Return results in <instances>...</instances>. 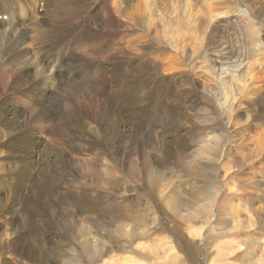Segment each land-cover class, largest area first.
<instances>
[{
  "label": "rangeland",
  "instance_id": "obj_1",
  "mask_svg": "<svg viewBox=\"0 0 264 264\" xmlns=\"http://www.w3.org/2000/svg\"><path fill=\"white\" fill-rule=\"evenodd\" d=\"M2 1L8 6L0 8L4 22L10 13L18 12L20 4L45 22L62 21L57 27L61 36L69 40L75 54L82 53V62L92 68L90 81L98 84L92 92L82 90L84 98L93 93L102 97L105 88L114 90L108 78L94 75L103 74L95 70L98 65L112 66L110 70L119 74L132 95L139 88L140 108L126 106L121 119L128 129L139 131L129 140L143 150L135 163L131 161L139 176L129 181L126 167L119 169L109 190L91 178L89 169L104 151L91 147L85 153L36 157L2 149V143L22 130L40 149L62 151L60 143L58 149L51 143L59 141L69 123L61 126L50 118L41 125L46 129L41 128L32 113L31 91L13 77L16 69L0 65V264H89L79 256L80 242L100 245L107 241L108 230L115 232V221L131 224L126 216H142L143 209L148 223L154 218L160 222L152 238L165 245L164 264H174L172 259L179 264H243L236 258L244 250L249 264H264V126L247 123V110L252 107L247 101L254 104L264 90V0H35L38 5L34 0ZM64 12L68 19L63 23L59 16ZM63 101L72 111L68 120L85 121L91 137H102L103 128L93 122V115H84L89 106L75 102L66 92ZM5 107L14 108L17 117L3 114ZM211 135L217 138L211 137L213 151L201 156L200 147ZM147 140L154 143L155 151ZM245 154L250 157L247 165ZM68 158V164L84 166L70 168L74 177L65 169ZM144 167L151 177L154 173L159 178V187L149 199L143 190L148 173L142 171ZM57 195L65 202L58 201ZM207 196L211 202L214 199L210 218L193 237L190 231L205 223ZM168 201L176 204L175 216L165 205ZM62 208L83 211L88 236L79 237L75 231L80 216L71 214L76 210L65 220ZM87 215L92 218L87 220ZM68 225L72 233L66 234Z\"/></svg>",
  "mask_w": 264,
  "mask_h": 264
},
{
  "label": "bare ground",
  "instance_id": "obj_2",
  "mask_svg": "<svg viewBox=\"0 0 264 264\" xmlns=\"http://www.w3.org/2000/svg\"><path fill=\"white\" fill-rule=\"evenodd\" d=\"M9 1L12 2L16 0H9ZM32 3L34 4L35 0ZM36 5H38V2ZM0 8H2L3 10H7L8 6L5 5L2 1L0 3ZM52 9L50 11H52ZM0 14L4 15V13L3 14L0 13ZM61 15L59 17H63L62 19L63 23L66 22L67 21L66 19H68V13H66L65 15L63 14L64 16ZM9 18H10L9 20L7 18L8 20L7 22H4L0 18V65L6 66L9 69L11 67L16 69L17 73L14 74L13 77L18 81L23 80L27 89L31 91V93L29 94L31 98L30 101H31L32 113L34 118H36L39 121L41 128L46 129L41 125L44 124L45 121L49 120L50 118H53L55 124H59L62 126L63 122L66 121L67 123H69V126L68 128L63 126L64 129H62V131L65 130V132L61 134L59 141L51 143L52 146L55 145L56 149H58L56 144L60 143V145L63 148L62 151H58L53 148L43 149V150L40 149V147H37L35 143L31 142L28 139V137L23 135L22 130L14 138H10L6 143H2L1 145L2 149L11 150L13 153H24V155L41 157L44 156L45 153H58V154H63V153L65 154L69 152L85 153L87 150L93 147L95 150L104 151L96 157L95 162L89 167V169L92 170L93 172L91 178L97 181L101 187L107 189L111 187L113 188V183H112L113 179L117 177V173L119 169L122 170L124 168L125 170V167L129 181L130 180L134 181V177L135 176L138 177L139 175L138 176L136 175L134 167L132 166L135 163L134 161H137L138 155L140 154L138 153V151L140 149L143 150V147L140 144H135V143L131 144L130 142L131 140H129V137L132 134L139 131L136 128L128 129L125 122H123L121 118L122 115H124V108L126 106H134L140 108V104L143 100V94L139 90V88H137L134 95H132L133 92L132 89L129 86H127L121 78H119V74L115 71L110 70L112 69V66L105 65L104 67H99L98 65L95 67V70L99 68V71L102 72L103 74H94V75L95 76L104 75L106 78H108L109 81H111L114 84V90L112 92H108L107 88L105 89L103 88L105 92L102 93V97L101 95H97L96 93H93V94H89L90 98H84L81 94L82 93L81 91L85 89L86 91L92 92L94 88L98 86V84L96 83V85H94V83L90 81L89 78L92 77V72H91L92 68L86 64L87 61L82 62V60L84 59L83 55L82 58H80L82 53L79 52L75 54L72 50V47H70L69 40L61 36L59 32L60 29L57 27H61L62 21L57 22L55 20L54 21L55 23L54 22L51 23V21L53 20H47L45 22V18L42 19L41 16H33L32 13H30L28 9L24 8L21 4L18 12H16L15 15H13V12L10 13ZM31 20H33L34 22H32ZM26 22L27 23L31 22V26H28ZM58 33L60 34L61 38L57 37ZM70 34H74V33H70ZM62 35L66 36L63 33ZM32 71H35L33 78H31ZM68 77L74 80L82 79L86 84L82 83V85H77L78 81L70 80ZM248 80L251 81L252 78H249ZM248 89L249 87L245 89L246 96H249L251 94V91ZM65 92L68 93V95L75 102H79L80 105L89 106L91 108L90 111H86L84 115L85 116L93 115V122L100 128L101 127L103 128L101 138L91 137L85 131L84 128V125L86 123L85 121L74 123L71 120H68L67 114L70 112L72 113V111L69 110L67 106L64 104L63 99ZM260 94H261L260 98L259 97L256 98L257 101L255 100L254 104L250 103L251 100L247 101V103L251 104L252 106L251 109L247 110V114H248L247 123L249 125L255 123L258 127L263 128L264 90ZM44 97L45 99L42 102ZM95 109H97L96 112H94ZM46 111L50 114L48 115ZM2 113L7 114L13 118L17 117V114L14 108L12 107H5ZM126 117L130 118L129 112L126 113ZM1 123H3V120L0 118V124ZM69 130H71L74 134L72 135L68 134ZM212 136L213 135L210 136V139H208V142L205 143L204 146L200 147L203 150L201 156L202 154L204 156L210 153V151H213L214 141L211 139ZM213 137L217 141L216 136ZM147 141L150 143V147L152 148V150H154L155 147L154 143H151L150 140ZM261 141L263 144L264 140L261 139ZM83 143L85 144L81 145ZM121 151L122 153H120ZM47 156H49L48 163H50L51 157L50 155ZM245 156H247V158L245 159V163L247 165L248 164L247 161L249 160L250 157L246 154ZM70 160L71 159L69 158L65 160V169L72 177H74V173L70 171V168L72 166H77V168H84V166L74 161H72L71 164H68V161ZM132 160L134 163L131 162ZM124 163H127L128 166H126ZM147 170L148 169L144 167L142 171L146 172ZM147 172L148 173L145 174L144 176V179L146 180V185L143 187V190H144V194L147 196V199H149L159 187V178L157 174H154L152 172L154 176L151 177V175L149 174L150 171ZM140 178H141V182L143 183V179H142L143 175ZM68 186H70V183L66 184L65 187L63 188H66ZM205 191L207 193L210 192L209 189H206ZM56 197L58 201L62 203L65 202L63 198L60 197L59 195H57ZM209 197L210 196H207V203L204 204L206 205L205 209L208 211L206 214L207 215L206 219L204 221L205 223H203L201 228L198 230H193L194 228L191 229L193 230L190 231L191 233L193 232L191 234L193 237H197L201 233V230H203L205 224L207 223V220L210 218L212 208L214 206L213 205L214 199L213 202H211L209 201ZM210 200L212 199L210 198ZM70 204L72 203L70 202ZM199 204L201 205V203ZM165 205L169 208L171 214L175 216V213H177L175 206L176 204H174L171 201H168L165 202ZM103 208H108V211L113 213L115 212L114 213L115 215L120 213L119 210L118 211L116 210V208H112V207H103ZM66 209L67 208L65 209L62 208L61 214L64 216L65 220H68V214L76 210V208L73 210H66ZM82 212L83 211L76 210L75 212H72L71 217L75 218L77 216H80V225L78 229L75 231H77L79 237L82 236L86 237L87 230H85L82 224L83 223V218L81 217V215H83ZM145 212H146L145 209H143V213L140 214L142 216H137L133 214L131 216L127 215L126 218L133 222L128 225L123 223H118L115 221L114 222L115 232L111 233V230L107 231L109 232L108 238L106 235L107 241H102L100 245L93 242L98 246H93V245L90 246L87 245V243L84 241L83 242L79 241L80 243L83 244L82 245L79 244V242L77 241V244H79V248H80L79 256L82 257L83 261L88 260L89 264H97V261L99 262V260L103 261L102 264H139V263L141 264V262L133 260L132 258V254H133L134 255L133 257L135 256L138 257L139 261L144 260L148 262V264H164L165 259L162 260L163 258L162 252L163 251L164 253L166 252V249L163 247L165 245L160 239L154 240L152 238V235H154V233H156L159 230L158 228L160 222L159 220L154 218L151 224L148 223L149 220L148 218H146ZM15 213H16L15 210H13L14 215ZM91 218L92 215L86 216L87 220ZM141 223L146 225L147 229H139L138 226L140 227L139 224ZM216 224L217 221L215 222L214 226ZM67 227L68 228L66 229L64 228L65 230L64 233L66 234L72 233L69 230L71 229V227H69V225ZM14 234H16L14 238V242H16L18 233L14 232ZM142 241L144 242L141 243ZM215 249L219 253L220 247H216ZM114 251L117 252L118 254H112L114 253ZM115 255H120V256L117 257ZM247 256L248 253L247 251L244 250L243 252L240 253V255L237 256L236 259L238 260L240 259L243 264L245 263L249 264L247 262L249 260H246ZM157 260H161L162 263L161 261L158 262ZM172 260L174 261V264L176 263L179 264V262L175 261L174 259Z\"/></svg>",
  "mask_w": 264,
  "mask_h": 264
}]
</instances>
